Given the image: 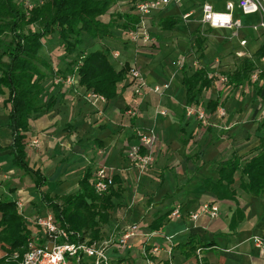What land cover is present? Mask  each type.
<instances>
[{
  "label": "crops",
  "instance_id": "crops-1",
  "mask_svg": "<svg viewBox=\"0 0 264 264\" xmlns=\"http://www.w3.org/2000/svg\"><path fill=\"white\" fill-rule=\"evenodd\" d=\"M225 2L171 0L167 7L143 21L153 43H133L127 33L117 30L107 40L113 66L118 71L125 64L137 67L149 87L168 85L162 95L147 91L135 98L126 82L115 99L94 102L88 99L89 92L78 86L76 78L74 86L59 85L54 108L30 122L26 133V163L46 177L48 184L44 191L50 198L77 194L87 171L93 174L92 183L99 169L112 173L113 187L120 197L113 200L109 223L101 229L99 241L111 243L107 250L109 264H145L143 250L163 246L165 237L173 238L174 264H194L195 255L186 257L181 249L192 238L202 246H210L203 252L208 264H264V247L254 243V238L264 240V194L253 196L241 188V169L262 152L264 77L242 87L217 84L224 70H231L228 77L247 59L238 57L243 52L255 63L256 72L264 73V58L256 56L264 46L249 31L240 34L241 39L248 40V46L241 48L239 40L229 39L230 32L202 25V6L209 4L221 12ZM130 8V0H116L102 21L109 24L116 13H128ZM188 13L192 16L186 21L183 18ZM236 16L245 24L255 21L241 17L238 10ZM166 19H175L178 25L164 30L162 22ZM197 37L206 43L204 58L200 60L196 54ZM93 49L99 50L101 45L96 43ZM60 51L55 40L45 42L44 54L52 57L56 69L64 70L65 65L57 60L62 56ZM229 55L242 61L235 64L233 58H227ZM198 69H204L214 80L195 103L199 107L205 105L206 125L197 117H188L186 112L187 91L183 80ZM4 100L0 97V201H12L16 206L23 203V209L18 206L17 209L31 239L44 246L47 241L44 235L39 237L40 227L35 221L52 213L37 192L33 177L13 164L8 149L12 143L9 107ZM211 102L219 104L213 113L208 110ZM133 107L138 113L135 118L127 114ZM220 108L226 111L225 117L218 115ZM140 132H153L157 137L154 162L144 170L128 157L130 149L139 144ZM234 158L240 160L241 168L234 176L235 195L232 199L219 200L210 191V184L219 180L223 163ZM4 175L8 176L7 180H3ZM206 204L218 207L217 219L201 215ZM177 209L182 217L172 218ZM198 214L200 217L193 220ZM161 219L163 224L154 229ZM132 226H137L140 233L130 239V249L121 251L117 244ZM15 255L18 254L0 243V261L8 263ZM157 258L160 264H169L163 253ZM88 263L95 264L91 259Z\"/></svg>",
  "mask_w": 264,
  "mask_h": 264
},
{
  "label": "trees",
  "instance_id": "trees-1",
  "mask_svg": "<svg viewBox=\"0 0 264 264\" xmlns=\"http://www.w3.org/2000/svg\"><path fill=\"white\" fill-rule=\"evenodd\" d=\"M116 0H0V97H4L9 107V125L12 143L8 148L16 168L31 175L43 203L54 215L56 222L68 233L71 241L90 244L99 243L101 229L110 220L113 200L118 199L119 191L110 187L98 195L91 179L93 174L87 171L79 183L77 194L62 198H50L45 193L48 180L39 171L30 169L26 163V133L30 122L51 110L56 105V96L60 87L53 83L57 79L68 77L78 79V86L86 92L103 97L106 101L115 99L129 79L130 65L125 64L119 71L110 61V49L107 40L113 37L114 30L129 35L140 24L139 16L130 8L128 13H116L111 23L102 18L110 11ZM131 3L145 0H130ZM178 25L175 19L162 22L164 30H172ZM55 40L62 56L57 60L65 69H56L52 57L44 54L45 42ZM96 43L101 49L94 51ZM197 59L204 58L206 43L201 37L195 40ZM264 58V47L257 53ZM58 67L60 64H56ZM253 61L246 59L236 72L228 76L230 86L242 87L250 82L257 71ZM264 77V73H261ZM214 80L208 77L204 69H198L183 80L187 91V108L195 105L196 99L204 90H208ZM219 104L211 102L209 112L217 110ZM261 154L254 157L242 169L240 160L223 163L216 184H210L219 200L232 199L235 192L234 176L241 169L242 190L253 196L264 194V139L261 141ZM156 224V225H155ZM157 229L163 219L155 223ZM25 220L19 213L16 203L0 201V243L7 246L18 260L0 261V264H18L26 252L31 240ZM202 246L193 238L181 247L186 257H192ZM72 264H78L73 262ZM80 264H89L83 260ZM203 264H208L203 262Z\"/></svg>",
  "mask_w": 264,
  "mask_h": 264
},
{
  "label": "built area",
  "instance_id": "built-area-1",
  "mask_svg": "<svg viewBox=\"0 0 264 264\" xmlns=\"http://www.w3.org/2000/svg\"><path fill=\"white\" fill-rule=\"evenodd\" d=\"M182 2L183 0H176ZM171 3V0H145L137 1L132 4L134 12L140 18V24L137 29L129 33V40L133 43H153L152 38L147 33L144 27V19L150 16L154 12L161 11ZM240 13L243 18H255V21L245 24L241 18L236 16V11ZM192 13H188L184 16V20L190 19ZM201 23L203 26L211 29H217L230 32V40H239L241 48L248 46V40L241 39L240 34L244 31H249L252 36H255L261 40V46H264V0H226L224 10L221 12L209 5L204 4L201 8ZM248 54L239 53L238 57L247 58ZM264 62V59L262 60ZM261 77L260 71L254 73L251 76L250 81L252 83L259 82ZM129 79L131 82V89L135 98L142 97L147 91L156 95H162L169 86H155L149 87L140 71L137 67H131L129 72ZM56 85L65 84L74 86V78L68 77L67 79H57L54 82ZM229 78L221 75L218 78V85H227ZM89 100L94 102H103L106 100L98 95L89 93ZM188 117H197V119L204 125L208 122V114L205 109L199 106H192L186 110ZM220 117L226 116V111L223 108L217 111ZM128 116L135 118L137 116V109L131 108L127 111ZM262 116L264 118V108L262 110ZM139 144L133 146L128 153L129 160L139 166L141 170L146 169L154 162V149L157 142L155 133L151 132L138 133ZM35 145H38L35 143ZM8 176L4 175L3 180H7ZM2 177H0V184ZM114 186V177L112 173L107 169H99L94 176V189L98 195H102L108 191L110 187ZM20 210L23 209V203L17 204ZM201 215H206L210 219L214 220L218 218L219 209L214 205H203L201 209ZM172 218L179 219L182 217L180 209H177L172 213ZM200 215H194L193 220H197ZM36 225L40 227L45 234V240L47 244L40 246L35 244L32 239L29 240L26 248V252L18 264H72L73 262L80 264L83 260L91 259L95 264H109V258L107 256V250L111 245L110 242L106 243H94L90 244L89 241L76 242L71 241L72 234L68 233L58 222L54 215L49 214L45 217H39L36 219ZM139 228L137 226L129 227L125 232L122 239L118 242V249L126 251L130 249L129 241L139 235ZM254 243L258 247H264V240L254 238ZM175 244L172 237H165L163 246H153L148 250H143V257L145 264H160L158 262V256L163 253L169 261V264L173 263ZM204 250L198 249L194 257V264H203L204 262ZM15 260L19 259L18 255L14 256Z\"/></svg>",
  "mask_w": 264,
  "mask_h": 264
},
{
  "label": "rangeland",
  "instance_id": "rangeland-1",
  "mask_svg": "<svg viewBox=\"0 0 264 264\" xmlns=\"http://www.w3.org/2000/svg\"><path fill=\"white\" fill-rule=\"evenodd\" d=\"M227 58H233L232 60L234 61L235 64H237L238 62L242 61V60H238V59L234 58L233 55H229ZM189 64H190V65H189V68L192 69V68H193V64H194L193 61L191 60V62H190ZM222 69H224V67H223ZM230 71H231V70H224V71H223L224 76H227L228 74H230ZM200 107L203 108V109H205V105H204V104L201 105ZM0 185H1V184H0ZM38 229L40 230V228H38ZM39 230H37V231H38V235H39V237L41 238L42 235L45 236L44 231L40 230L42 233L39 234V233H40ZM32 241H33L35 244L38 243V242H35L36 239H33Z\"/></svg>",
  "mask_w": 264,
  "mask_h": 264
}]
</instances>
